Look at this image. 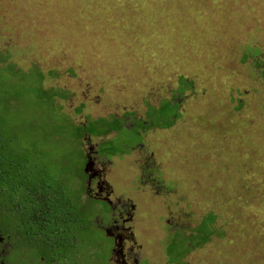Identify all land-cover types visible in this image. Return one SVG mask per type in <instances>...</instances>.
Listing matches in <instances>:
<instances>
[{
	"label": "rangeland",
	"instance_id": "1",
	"mask_svg": "<svg viewBox=\"0 0 264 264\" xmlns=\"http://www.w3.org/2000/svg\"><path fill=\"white\" fill-rule=\"evenodd\" d=\"M3 49L4 79L9 63L23 73L16 90L31 87L35 70L42 89L65 97L47 115L27 105L3 116L19 127L11 155L43 176L63 168L73 198L70 173L82 178V157L100 140L80 138L93 124H121L105 180L134 205L145 264H177L181 254L179 264H264V0H0ZM181 79L189 86L179 93ZM169 101L177 106L166 113ZM167 117L170 126H151ZM209 214L214 234L186 241ZM88 217L69 238V261L105 264V236Z\"/></svg>",
	"mask_w": 264,
	"mask_h": 264
},
{
	"label": "flooded vegetation",
	"instance_id": "2",
	"mask_svg": "<svg viewBox=\"0 0 264 264\" xmlns=\"http://www.w3.org/2000/svg\"><path fill=\"white\" fill-rule=\"evenodd\" d=\"M115 118L123 119V117ZM96 120L98 119H87L84 125L92 124ZM123 121L125 120L123 119ZM159 121L151 122V126L164 128L163 122ZM145 123L147 124V122ZM104 124V130L111 129L108 134L97 137L99 129L97 127L95 135L85 134L80 138L87 137L90 140L93 137L100 140L95 144V147L90 145L82 157L84 159L83 170L80 174L82 178H75L74 184L70 187V189L78 190L72 201H75L78 207L77 212L81 216L89 215L90 223L86 222V224L96 223L105 236V242L103 240L102 243L104 251L99 263L103 261L105 264H145L146 262H143L144 258H142L144 254H140L142 251L140 249L143 248L141 245V247L137 245V240L132 233L134 205L115 198L111 186L105 180V175L109 172V170L107 172L106 163H110V160L117 155L109 143L123 126L121 124L112 126L113 124L109 120L104 121ZM141 124L143 125L142 122ZM93 126L95 127V124ZM142 127L135 128V132L140 135ZM101 143L107 145L110 157L100 153ZM126 154L127 152L121 153V155ZM98 157L106 161L99 162L96 160ZM63 183H66L65 179ZM66 191L70 192L69 189ZM82 194L86 198L84 203H80ZM115 199L116 201H114ZM30 205H32L31 201L28 204L22 203L21 200L12 199L10 194H0V264H72L69 261V251L66 248L69 244L70 251H72L69 238L75 237L78 231L82 232L85 229L83 220L80 217L74 219L70 217V221L59 225L63 226V229L57 233L59 237L56 238L48 233L49 231L46 230L48 227L30 223L33 221V217L31 219L29 217L28 206ZM23 206L27 208V211L22 208ZM25 220L24 225L30 223V230H26L24 225L22 226ZM86 231L94 238L90 229H86ZM82 243L86 248H91L84 241Z\"/></svg>",
	"mask_w": 264,
	"mask_h": 264
},
{
	"label": "trees",
	"instance_id": "3",
	"mask_svg": "<svg viewBox=\"0 0 264 264\" xmlns=\"http://www.w3.org/2000/svg\"><path fill=\"white\" fill-rule=\"evenodd\" d=\"M0 51L4 57L1 58V64H5L9 59V52L5 49V52ZM245 58V57H244ZM3 68L0 66V94L2 99L0 100V194H10L12 195V199L21 200L22 203L32 202V205L28 206L29 217L30 219L33 217V221H30L31 224L48 227L46 230L49 231L54 237H59L58 232L62 230L63 226H59L64 224L69 220L70 217L77 218L82 217L80 213L77 212V206L75 201H72V198L68 197V186L66 183H63L64 174L63 168L60 169L58 167L54 173L47 174L45 176L42 175L39 167L33 168V162L29 159H25L22 156V153L19 151L17 157V153L13 156L12 152L16 150V148L11 145V138L18 137L16 131L19 129L18 126L14 122L10 121L9 117L8 121H3V116L6 114L11 115V112L14 108H18V111L22 113V111L26 108L25 106H29L32 109L38 107L42 109V114H48L47 104L50 100L54 99V96H59L62 100L65 99L62 92L53 93L50 90L42 89V80L43 76L34 70L36 76L35 79L29 74V81L32 83L31 87H21L16 90V82L20 79L23 80V73L20 70L15 69V64L9 63V66L6 68L8 75L6 79L1 74ZM22 73V74H21ZM53 74V72L51 73ZM32 79V80H31ZM5 84V85H4ZM189 84L181 79L180 87L177 92L182 93L183 88L188 87ZM15 107H12V106ZM163 107H165V112L170 113L171 109H175V107L171 105L169 102H164ZM162 107V106H161ZM31 115L30 110H28L24 116ZM172 118V116H171ZM167 117L164 126H170L172 119ZM104 121V120H103ZM94 127V126H93ZM96 127L92 131V134L95 135ZM113 129V128H112ZM108 130L98 129L97 137L108 134ZM7 137V138H5ZM10 138V139H9ZM9 139V140H8ZM34 152L36 154V150L28 151L27 155ZM64 163V161H60ZM29 168H28V167ZM70 183L71 186L74 184V179L77 178L76 169H73L70 173ZM52 177H55L53 181ZM25 208L27 211L26 207ZM26 216V215H25ZM215 220V216L209 214L203 221L198 225L196 229L193 231V235L185 238L186 241L191 238H194L197 241L196 245L202 244L207 241L211 235L214 234L211 225ZM26 223L22 224V226ZM30 223L24 225L26 230H30ZM47 233V234H48ZM177 236L181 235V233H176ZM180 237V236H179ZM184 239V238H183ZM173 254V253H172ZM179 258L170 259L171 262H175L179 264Z\"/></svg>",
	"mask_w": 264,
	"mask_h": 264
}]
</instances>
